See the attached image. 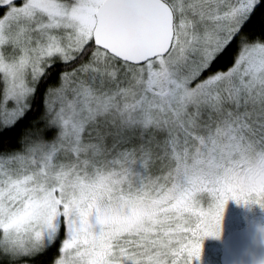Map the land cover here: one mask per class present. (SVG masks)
<instances>
[{"label": "snow or ice", "instance_id": "6c2138e0", "mask_svg": "<svg viewBox=\"0 0 264 264\" xmlns=\"http://www.w3.org/2000/svg\"><path fill=\"white\" fill-rule=\"evenodd\" d=\"M0 8V255L194 264L227 201L264 206L260 0Z\"/></svg>", "mask_w": 264, "mask_h": 264}, {"label": "rangeland", "instance_id": "374dc122", "mask_svg": "<svg viewBox=\"0 0 264 264\" xmlns=\"http://www.w3.org/2000/svg\"><path fill=\"white\" fill-rule=\"evenodd\" d=\"M20 0H17L19 3ZM2 9V8H0ZM4 11V9H3ZM211 198H209L210 200ZM244 211V212H243ZM264 220V206L259 203L249 202L240 203L235 199L227 201L221 222V233L219 236H209L202 241V255L194 261V264H221L220 256L222 253L223 242L230 233L238 230L245 224H258ZM35 255V254H34ZM34 255H24L15 260L9 261L8 258L0 255L1 261L15 262L31 258ZM16 264V263H15ZM18 264H28L19 262Z\"/></svg>", "mask_w": 264, "mask_h": 264}, {"label": "water", "instance_id": "95a60500", "mask_svg": "<svg viewBox=\"0 0 264 264\" xmlns=\"http://www.w3.org/2000/svg\"><path fill=\"white\" fill-rule=\"evenodd\" d=\"M221 264H264V224L244 229L223 242Z\"/></svg>", "mask_w": 264, "mask_h": 264}, {"label": "trees", "instance_id": "16d2710c", "mask_svg": "<svg viewBox=\"0 0 264 264\" xmlns=\"http://www.w3.org/2000/svg\"><path fill=\"white\" fill-rule=\"evenodd\" d=\"M261 4H264V0H260ZM3 12V9H0V13ZM247 23V22H246ZM261 23H262V17H261V11L258 9L256 11L255 17L253 19V23L251 25H247L245 34L251 35L255 37H259L260 30H261ZM70 70V69H65ZM57 81L53 79L52 81H49V86H55ZM2 87V85H0ZM46 90V89H45ZM58 250H53V252H49L45 254L44 252L37 253L31 258L23 259V260H17L15 262H8V261H1L0 264H18L19 262H27L28 264H47V261L50 257H52Z\"/></svg>", "mask_w": 264, "mask_h": 264}, {"label": "flooded vegetation", "instance_id": "af4514ba", "mask_svg": "<svg viewBox=\"0 0 264 264\" xmlns=\"http://www.w3.org/2000/svg\"><path fill=\"white\" fill-rule=\"evenodd\" d=\"M243 212H244V211H243ZM250 222L253 223L252 221H250ZM251 223H250V224H245L244 226L240 227L238 230H236V231L230 233V235H229L228 237H226V238L224 239V241H225L226 239H228L230 236H232L233 234L238 233V232H240V231H242V230H244V229L254 228V227H257V226H259V225H263V224H264V220L261 221V222L258 223V224H251Z\"/></svg>", "mask_w": 264, "mask_h": 264}]
</instances>
